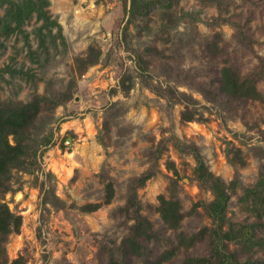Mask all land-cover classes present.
<instances>
[{
	"label": "rangeland",
	"instance_id": "rangeland-1",
	"mask_svg": "<svg viewBox=\"0 0 264 264\" xmlns=\"http://www.w3.org/2000/svg\"><path fill=\"white\" fill-rule=\"evenodd\" d=\"M38 8L57 25L43 26ZM225 67L253 76L263 100L224 95ZM0 70V103L42 100L21 136L24 154L0 181V202L23 218L5 244L9 261L106 264L133 224L121 211L130 185L149 169L153 176L137 194L161 238L146 243L152 260L165 252L173 256L163 264L208 257V232H201L212 226L204 207L213 195L195 178V157L182 144L195 146L228 185L229 223L256 222L242 197L264 175V0L147 2L133 12L130 0H0ZM125 77L128 92L120 89ZM203 89L220 100L208 102ZM178 92L191 102V121L182 119ZM19 125L1 126L0 166ZM109 183L114 197L106 204ZM159 196L179 201L178 230L161 218ZM89 203L102 206L82 211ZM258 222L264 239V215ZM229 242L241 264L264 261L263 250L246 253Z\"/></svg>",
	"mask_w": 264,
	"mask_h": 264
},
{
	"label": "trees",
	"instance_id": "trees-1",
	"mask_svg": "<svg viewBox=\"0 0 264 264\" xmlns=\"http://www.w3.org/2000/svg\"><path fill=\"white\" fill-rule=\"evenodd\" d=\"M131 11L139 3H160L162 5H170L172 0H130ZM37 15L43 26L48 27L57 22L51 21L50 16L46 11L38 8ZM142 61V60H141ZM138 68L142 76H147L146 68L142 62H137ZM1 72V70H0ZM24 74L23 72H20ZM252 76L241 77L240 74L234 71L231 67H225L221 71L220 90L229 97L246 100H263L260 92L256 87V79ZM128 80V81H127ZM128 82V84H127ZM132 87L131 80L127 77L121 79L120 89L128 92ZM204 98L210 103H216L219 94L212 93L205 89L201 90ZM177 101L183 103L185 111L182 113V119L191 121L194 119L193 113L190 112V100L185 94H176ZM42 100L35 99L28 103L17 105L0 103V142L3 139L1 131L2 125L21 124L14 132V149L11 156L0 166V181L3 185V179L7 176L9 165L20 160L24 154L27 145L24 144L22 134L26 132L38 119L41 112ZM182 149L191 151L196 160V168L194 170L195 178L204 186H206L213 195V200L205 205V212L211 219V228L204 229L201 234L208 232V249L209 256L202 258H187L185 264H204L214 260L216 264H241L238 256L228 250V243L234 242L241 246V250L246 253H251L255 248L264 251V239L258 237V231L263 223L259 220L263 219L264 215V175L251 188H246L243 193L242 201L247 204L249 211L253 214L256 222L243 223H229L227 218V207L230 200L228 185L214 173H212L206 166L203 158L199 154L195 146L181 145ZM153 176L151 169L144 172L138 178L134 179L130 185L129 195L126 203L121 211L133 220L130 226V231L119 246H115L107 253L106 264H129L131 257L143 259L142 264H163L171 259L172 252H165L157 260L153 261L146 243L152 241H161V238L154 230L152 222L144 216L142 212V204L139 201L137 190L142 187L147 180ZM235 185L230 183V187ZM4 187L6 189L7 186ZM114 197V187L109 183L105 188V200L103 203H110ZM102 203H89L82 207V211L91 213L98 210ZM158 212L161 218L169 229L178 230L181 226L183 214L178 200L167 199L164 196H159ZM23 218L21 215L15 214L6 203L0 202V264H26V258L23 255H18L16 258L9 261L6 253L5 244L11 234H19ZM228 223V225H227ZM227 225V228H225ZM184 235L181 234V237ZM195 236L190 237V244L195 239ZM184 239V237H183ZM246 264H264V261H247Z\"/></svg>",
	"mask_w": 264,
	"mask_h": 264
}]
</instances>
